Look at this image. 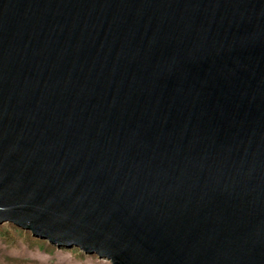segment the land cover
<instances>
[{"label": "water", "instance_id": "obj_1", "mask_svg": "<svg viewBox=\"0 0 264 264\" xmlns=\"http://www.w3.org/2000/svg\"><path fill=\"white\" fill-rule=\"evenodd\" d=\"M110 264H264V0H0V224Z\"/></svg>", "mask_w": 264, "mask_h": 264}, {"label": "rangeland", "instance_id": "obj_2", "mask_svg": "<svg viewBox=\"0 0 264 264\" xmlns=\"http://www.w3.org/2000/svg\"><path fill=\"white\" fill-rule=\"evenodd\" d=\"M79 247H58L12 222L0 224V264H110Z\"/></svg>", "mask_w": 264, "mask_h": 264}, {"label": "bare ground", "instance_id": "obj_3", "mask_svg": "<svg viewBox=\"0 0 264 264\" xmlns=\"http://www.w3.org/2000/svg\"><path fill=\"white\" fill-rule=\"evenodd\" d=\"M30 231V230H29Z\"/></svg>", "mask_w": 264, "mask_h": 264}]
</instances>
